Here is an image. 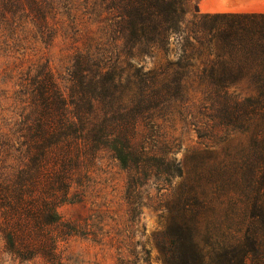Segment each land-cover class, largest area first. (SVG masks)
Returning <instances> with one entry per match:
<instances>
[{
	"label": "trees",
	"instance_id": "1",
	"mask_svg": "<svg viewBox=\"0 0 264 264\" xmlns=\"http://www.w3.org/2000/svg\"><path fill=\"white\" fill-rule=\"evenodd\" d=\"M57 3L0 0V28L9 34L33 31L48 48L61 25ZM177 3L103 0L113 38L109 46L97 51L78 48L60 77L48 62L21 73L7 122L0 107L2 253L18 262L64 264L62 243L80 230L59 208L85 198L90 171L102 157L126 172L130 215L146 205L151 185L170 188L181 166L163 141L152 140L149 123L152 118L157 122L159 111L189 84L228 86L246 76L264 88L263 71L244 73L226 65L238 51L245 59L237 63L249 62L252 55L264 65V30L255 40L245 24H214L220 18L264 19V13H203L196 8L187 21L188 10ZM171 37L179 46L176 59L147 62L168 50ZM204 54L230 58L214 61L220 71L215 74L214 62L201 70L192 62ZM180 200L176 197L168 207L165 230L156 240L163 264H246L257 252L261 242L255 238L249 248L218 252L211 261L196 239L191 207H181Z\"/></svg>",
	"mask_w": 264,
	"mask_h": 264
},
{
	"label": "rangeland",
	"instance_id": "2",
	"mask_svg": "<svg viewBox=\"0 0 264 264\" xmlns=\"http://www.w3.org/2000/svg\"><path fill=\"white\" fill-rule=\"evenodd\" d=\"M57 1L61 25L48 48L31 30L9 34L0 28V107L5 122L12 116V95L19 88L20 75L29 66L48 62L60 77L78 48L97 51L113 40L103 0ZM177 1L188 10L187 21L196 8L203 13H264V0ZM235 22L245 24L255 40L262 38V18H220L214 24L226 27ZM6 37L8 41L2 42ZM171 39L168 50L146 61H174L179 46ZM225 57L228 54L219 60L204 54L201 61L192 62L201 70L204 64L224 62ZM232 57L235 60L226 61L229 69L264 72V65L252 55L243 64L237 63L245 59L242 51ZM216 62L215 74L220 72ZM217 83L189 84L155 114L157 122L152 118L153 124L149 123L152 140L164 142L180 163L181 175L172 179L170 188L156 189L153 183L139 214H128L126 172L112 159H99L90 171L85 198L59 208L62 217L80 230L62 243L64 264H163L156 240L165 230L167 209L176 197H181V207H191L196 239L211 261L218 252L249 248L256 238L261 243L246 264H264V88L246 76L228 86ZM1 248L0 238V264H43L18 262Z\"/></svg>",
	"mask_w": 264,
	"mask_h": 264
}]
</instances>
